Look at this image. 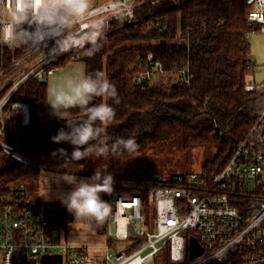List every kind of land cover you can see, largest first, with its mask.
<instances>
[{"label": "trees", "instance_id": "1", "mask_svg": "<svg viewBox=\"0 0 264 264\" xmlns=\"http://www.w3.org/2000/svg\"><path fill=\"white\" fill-rule=\"evenodd\" d=\"M247 11L246 0L148 2L135 9V22L124 15L110 18L103 46L93 56L87 55L86 46L73 49L45 67L80 60L87 72L103 71L115 86L120 103L107 100L116 110L115 118L105 125L108 143L134 137L138 148L131 153L110 151L105 157L112 168H118L132 154L165 141L181 139L185 147L214 141L216 151L202 166V173L211 178L224 168L236 144L246 138L264 108V84L248 81L254 70L248 37L252 31L259 32V24L248 19ZM29 49L21 46L7 50L6 64ZM148 54L159 60L165 71L188 62L193 77L189 82H175L167 87L133 83L134 71ZM249 83L255 85L251 90L246 89ZM6 91H0V99ZM47 91V82L31 77L10 97L11 101L30 102L33 106L27 125L16 126L7 136L0 137L27 159L14 158L0 145V209L3 200L13 194L16 182L37 179L44 161L61 156L53 153L56 149L72 151L69 144L53 143L50 138L64 126L65 119L79 120L84 113L72 109L64 119L54 117ZM102 100L97 97L93 103ZM3 112L7 115L8 105ZM149 189V185L113 183V192L144 194L146 215L153 212ZM47 206L57 228H66L72 222L73 215L62 203ZM105 223L106 220L102 225H92L104 233Z\"/></svg>", "mask_w": 264, "mask_h": 264}, {"label": "built area", "instance_id": "2", "mask_svg": "<svg viewBox=\"0 0 264 264\" xmlns=\"http://www.w3.org/2000/svg\"><path fill=\"white\" fill-rule=\"evenodd\" d=\"M154 1H105L97 4L96 11L108 14L109 19L121 14L135 22V9ZM246 4L248 19L258 23L259 32L264 33V0H246ZM7 47L0 45V79L41 50L30 48L24 57L6 66L2 61ZM71 52L72 49L54 59L43 55L36 66H29L12 82L0 100L2 137L30 121L33 106L30 102L10 103L8 120L2 118L11 95L31 77L45 82L56 69L45 65ZM192 77L188 62L165 71L162 63L148 54L134 71L132 81L167 87L175 82H189ZM254 87L251 83L246 85L247 90ZM214 126L218 127L216 120ZM262 131L264 108L246 138L236 144L224 168L211 178L203 173H188L167 180L153 179L148 195L153 203L155 231L145 227L144 194L117 193L104 197L112 205L105 236L112 243L126 242L114 254L109 252L112 243H106L105 251L99 256L91 254L89 246L62 240L61 229L52 223L48 206L31 202L26 184L16 182L13 194L3 200L0 209V264H41L43 255L55 253L62 255V264H135L137 259L141 264H149L164 247H167V264H264V133H258ZM0 145L14 158L27 161L11 145L3 141ZM190 236H195L203 247L202 253L194 258L189 255Z\"/></svg>", "mask_w": 264, "mask_h": 264}, {"label": "clouds", "instance_id": "3", "mask_svg": "<svg viewBox=\"0 0 264 264\" xmlns=\"http://www.w3.org/2000/svg\"><path fill=\"white\" fill-rule=\"evenodd\" d=\"M112 3L113 0H108ZM96 0H0V45L39 48L42 54L54 59L71 49H85L93 56L103 46L108 14L96 11ZM48 106L51 115L64 119L72 109L83 111L79 120L65 119L64 126L50 139L53 143H67L53 153L67 161H80L95 154L107 156L109 152H134L138 145L134 137L119 138L109 144L106 127L116 116L115 108L107 102L119 104L115 86L103 71L87 72L81 65L79 74H68L62 82L49 90ZM97 97L100 103H93ZM60 114V115H58ZM72 185L61 203L82 224L102 225L112 212L110 202L101 194L113 192L114 178L107 171H94L92 176L64 180ZM135 264H141L137 259Z\"/></svg>", "mask_w": 264, "mask_h": 264}, {"label": "rangeland", "instance_id": "4", "mask_svg": "<svg viewBox=\"0 0 264 264\" xmlns=\"http://www.w3.org/2000/svg\"><path fill=\"white\" fill-rule=\"evenodd\" d=\"M105 1L108 0H96V4ZM118 15L121 14H117L116 16ZM248 39L251 50L250 60L254 65V70L248 76V81L253 82L254 80L258 84H264V33L252 32L249 34ZM15 48L16 47L5 48V56L2 61L3 65H10L15 59H18L15 58L10 63L6 64L7 50L12 51ZM27 52L21 57H24ZM43 55L45 54H42V50H40L22 60L18 66H15L12 70L8 71L4 77L2 76L0 79V91L7 89L6 92H8L12 86V82L15 79L17 80L20 74L25 69H28L29 66H36V61H40ZM75 62L79 64V61L75 60ZM8 101L9 102H7L5 107L14 102L11 101L10 98ZM215 151L216 143L214 141L185 147L181 139H174L152 145L142 152L132 154L125 159L118 168H112L105 156H89L80 161L71 162L67 161L62 156H53L44 161L45 163L41 165L45 173H49L45 184L47 187H45L44 183L41 184L42 182L39 180L30 179L27 188L31 191L34 198H38V194L39 198H42L40 194L45 195L52 190L57 189L58 192H61V178L57 179V176L60 177L61 175L73 174L79 177H86L92 176L94 171H107V173H110L113 177L131 179L135 182L129 181L128 184H133L134 187H138L137 185L140 183V185L145 186L149 185L153 179L167 180L179 174L202 173L203 163L212 158ZM68 153L70 154L71 151ZM53 177H55L56 180ZM147 179L152 180L149 181ZM120 183L123 184V182H119V184ZM145 222L147 230H156L155 221L152 215H146ZM125 244L126 242L124 241H115L113 246L110 247L109 252L114 254L116 250L123 248ZM167 257V247H164L159 250L155 255L154 261L149 264H167Z\"/></svg>", "mask_w": 264, "mask_h": 264}, {"label": "crops", "instance_id": "5", "mask_svg": "<svg viewBox=\"0 0 264 264\" xmlns=\"http://www.w3.org/2000/svg\"><path fill=\"white\" fill-rule=\"evenodd\" d=\"M251 54V53H250ZM79 61V64H77L75 62V60H71L66 62L63 66H59L56 67V69L53 71L52 74H50L47 78V80L45 82H47V88L48 90L56 83L62 82L65 78L66 75L68 74H74V75H78L79 74V68L81 65L85 66L84 63L80 60H76ZM254 81V80H253ZM47 100L49 102L50 97L48 95V91H47ZM2 118L7 121L8 120V112L7 115L2 114ZM0 137H2L0 135ZM1 141V140H0ZM37 165V164H36ZM39 165V164H38ZM49 173H45L43 167L41 170V173L39 175V177L37 179L34 180H39L41 181L44 185L46 184V178L48 176ZM73 174H67L64 176H57V179L61 178V183H62V189L61 192H58L57 189L56 190H52L51 192L43 195L40 194V196L42 198H39V194H38V198H34V196L32 195L31 191L27 188L28 190V195H29V199L31 202L33 203H37V202H42L45 203L46 205H49L51 203H61L62 197L65 193L69 192L72 188V185L67 184L64 180L66 179H70L71 176ZM77 178H86V177H90V176H86V177H79L76 176ZM55 180L56 178L53 177ZM114 178V183H119V182H123L120 183V185L122 186H126L129 185V181L131 182H135L131 179H122V178ZM30 180V179H29ZM29 180L27 181H23L26 186L27 184H29ZM138 184V183H136ZM141 184V183H140ZM137 185L138 187H144V185ZM131 186H134L133 184H130ZM45 187H47V185H45ZM48 189V188H47ZM118 192H112L110 195L108 194H101L102 199H104V197H111L114 194H117ZM131 193V192H128ZM61 238L64 241H67L70 244L73 245H86L89 246V252L91 254H98L99 256H101L103 254V252L105 251V249L103 248V246L107 243L111 244L112 241L107 239L105 236V232L104 233H99L97 232V230H95L93 228V225H88V224H82L79 222H75L74 221V217L72 222H70L66 228H61ZM114 243V242H113ZM112 243V244H113Z\"/></svg>", "mask_w": 264, "mask_h": 264}, {"label": "water", "instance_id": "6", "mask_svg": "<svg viewBox=\"0 0 264 264\" xmlns=\"http://www.w3.org/2000/svg\"><path fill=\"white\" fill-rule=\"evenodd\" d=\"M37 164V163H34ZM38 165V164H37ZM203 247L195 236L189 237V255L194 258L201 254ZM41 264H62V255L59 253L45 254L42 256Z\"/></svg>", "mask_w": 264, "mask_h": 264}, {"label": "bare ground", "instance_id": "7", "mask_svg": "<svg viewBox=\"0 0 264 264\" xmlns=\"http://www.w3.org/2000/svg\"><path fill=\"white\" fill-rule=\"evenodd\" d=\"M24 109H25V113H27V108H26V106H24Z\"/></svg>", "mask_w": 264, "mask_h": 264}]
</instances>
